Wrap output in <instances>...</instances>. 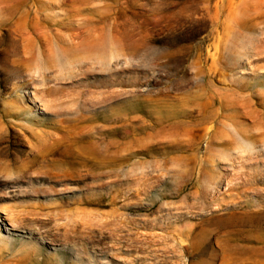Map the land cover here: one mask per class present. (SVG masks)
<instances>
[{
	"label": "rangeland",
	"instance_id": "1",
	"mask_svg": "<svg viewBox=\"0 0 264 264\" xmlns=\"http://www.w3.org/2000/svg\"><path fill=\"white\" fill-rule=\"evenodd\" d=\"M0 129V264H264V0H0Z\"/></svg>",
	"mask_w": 264,
	"mask_h": 264
},
{
	"label": "bare ground",
	"instance_id": "2",
	"mask_svg": "<svg viewBox=\"0 0 264 264\" xmlns=\"http://www.w3.org/2000/svg\"><path fill=\"white\" fill-rule=\"evenodd\" d=\"M21 45H23L22 46V52H23V54L22 55H25L26 57H29V56H27V54H29V51L28 50H26L25 49V44H21ZM21 57H24V56H20V54H18L16 57H14V58H9V59H11L10 61L11 62H9V64H8V61H7V66H9L10 68H11V71H12V73H7L8 75H7V78L9 79V78H16V77H18L21 73H22V71H23V64L20 62V59H21ZM28 59V58H27ZM28 61V60H27ZM27 66V65H26ZM7 114V113H6ZM14 114H16V113H14ZM6 129V128H5ZM0 131H1V129H0ZM5 133V132H4ZM5 135V134H4ZM19 135V134H18ZM3 136V135H2ZM7 136V135H6ZM3 138V137H2ZM12 138V137H11ZM24 138V137H23ZM58 138V137H57ZM1 139V138H0ZM1 140H3V139H1ZM60 140V139H59ZM7 141V140H6ZM58 141V140H57ZM11 142V141H10ZM54 145H56V144H40V145H34L33 146V148L31 149L32 150V157H33V160L32 161H29V163H31V162H36V163H39V162H41V160H43V158L44 157H46V154H47V152H54V151H56L55 149H54ZM60 146V145H59ZM58 149L60 150V147H57V151H58ZM79 150V149H78ZM55 153V152H54ZM81 154V153H80ZM77 161H78V156L77 155H74V157H71L69 160H67V162L68 163H72V164H76L77 163ZM32 166V165H31ZM31 166H30V169L29 170H31ZM36 172V176L34 175H32V176H30L29 178H37V179H41V180H44V181H46V180H49L50 179V177L49 176H47V175H45L44 173H42V172H40V171H35ZM28 176V175H27ZM25 177H26V174H25Z\"/></svg>",
	"mask_w": 264,
	"mask_h": 264
}]
</instances>
